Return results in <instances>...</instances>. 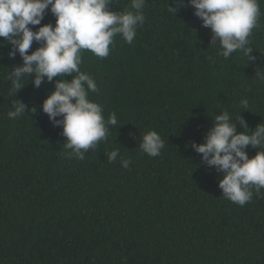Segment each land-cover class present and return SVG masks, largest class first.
<instances>
[{
  "label": "trees",
  "instance_id": "1",
  "mask_svg": "<svg viewBox=\"0 0 264 264\" xmlns=\"http://www.w3.org/2000/svg\"><path fill=\"white\" fill-rule=\"evenodd\" d=\"M183 2L146 0L131 44L117 35L106 58L83 51L80 69L99 88L89 99L118 121L83 160L43 112L60 77L37 88L26 76L16 93L8 76L23 58L9 57L14 45L0 37V264H264V188L234 204L219 187L224 173L192 148L223 111L238 132L240 116L249 133L264 123V0L249 37L254 61L242 51L220 56L219 38ZM110 10H132L131 0H113ZM49 23L51 6L30 27ZM42 45L34 41L29 54ZM15 100L26 112L13 120ZM152 130L165 145L156 157L139 147ZM114 149L120 155L109 162ZM257 151L247 148L250 158Z\"/></svg>",
  "mask_w": 264,
  "mask_h": 264
},
{
  "label": "clouds",
  "instance_id": "2",
  "mask_svg": "<svg viewBox=\"0 0 264 264\" xmlns=\"http://www.w3.org/2000/svg\"><path fill=\"white\" fill-rule=\"evenodd\" d=\"M112 3L113 0H0V37L14 45L9 57L14 58L18 51L23 58V65L16 66L8 76L12 89L17 93L25 87L26 76H35L32 82L37 88L45 77L49 82L60 77L55 90L43 103V112L54 126L62 125V134L67 138L65 147L71 150L69 155L81 160L89 148L107 138L109 125L118 123L115 112L105 119L102 105L89 99V93L98 92L99 88L95 78L80 69L82 53L89 50L106 58L110 55V45L114 46V37L121 35L131 44L137 28L145 22L146 0H131L132 10L119 12L110 10ZM178 3L181 7L187 6L183 0ZM188 3L195 8V15L203 26L212 29L214 39L219 38L220 56L228 59L242 51L249 60L256 59L250 55L253 50L249 47V37L261 16L259 0H188ZM49 6L56 17L55 26L49 23L33 30L30 25H41ZM169 11L177 14L178 8L169 6ZM34 41H42L43 45L29 54ZM73 73L76 75L70 82L64 78L65 74ZM260 78L264 80V75ZM240 103L248 108L247 98H242ZM13 109L8 117L15 120L25 114L26 105L15 100ZM214 119V127L205 142H193L192 148L202 154V160L209 166H216L224 173L219 181L223 196L244 206L252 200L253 187L257 194L264 188V150H261L264 123L249 133L242 116L237 119L243 132L237 131V124L227 111ZM164 146L161 135L154 130L144 134L139 144L152 157L160 155ZM249 146L258 149L252 158L247 152ZM119 155V149H114L107 154V160L113 162ZM121 162L124 168L131 163L123 157Z\"/></svg>",
  "mask_w": 264,
  "mask_h": 264
}]
</instances>
